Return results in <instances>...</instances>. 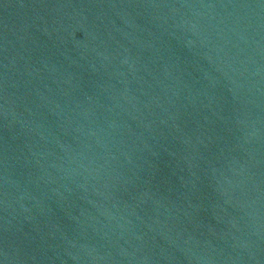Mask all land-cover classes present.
<instances>
[{"label": "water", "instance_id": "obj_1", "mask_svg": "<svg viewBox=\"0 0 264 264\" xmlns=\"http://www.w3.org/2000/svg\"><path fill=\"white\" fill-rule=\"evenodd\" d=\"M0 264H264V0H0Z\"/></svg>", "mask_w": 264, "mask_h": 264}]
</instances>
